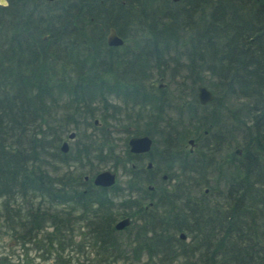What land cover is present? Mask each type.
Listing matches in <instances>:
<instances>
[{
    "label": "trees",
    "instance_id": "obj_1",
    "mask_svg": "<svg viewBox=\"0 0 264 264\" xmlns=\"http://www.w3.org/2000/svg\"><path fill=\"white\" fill-rule=\"evenodd\" d=\"M111 26L122 44L107 43ZM200 84L214 95L206 104ZM110 120L166 148L181 146L191 124L240 132L242 153L227 165L214 136L200 142L205 165L179 168L206 184L213 175V195L225 200L195 211L192 242L173 264H264V0L0 3V231L61 255L77 247L81 216L94 224L115 214L107 208L110 195H124L119 186L92 182L132 159L128 135L115 152ZM72 129L78 139L62 151Z\"/></svg>",
    "mask_w": 264,
    "mask_h": 264
},
{
    "label": "flooded vegetation",
    "instance_id": "obj_2",
    "mask_svg": "<svg viewBox=\"0 0 264 264\" xmlns=\"http://www.w3.org/2000/svg\"><path fill=\"white\" fill-rule=\"evenodd\" d=\"M222 132L221 162L227 165L229 156L237 157L242 153V149L235 146L230 153H223L222 147L226 149L228 143L231 144L233 140L227 129ZM144 134L149 135L152 140L148 150L135 152L131 151L128 145L132 159L127 162L128 166L125 165V172L128 176H133L129 181H126V178L122 185H118V168L105 167L116 172V180L111 185L98 186L112 189L118 185L119 192H126H123L124 195H110L112 201L108 203L107 209L115 213L113 216L104 214V217H96L95 222L97 218L99 221L94 224H90L92 218L89 213L87 216H81L82 237L77 242V248L84 251V254L69 255V251L73 249H68L62 250L61 255L49 251L50 255L42 258L52 260L53 264H116L120 260H126L129 264H173L179 258L181 244L189 247L193 239L190 227L195 228V211L202 205L211 207L218 202L223 205L225 195H213L207 187L198 195L194 194V189H199L198 186L203 182L187 177L189 182L182 184L179 168L205 165L210 152L200 150L201 140L197 137L189 136L181 146L176 139L172 147L166 148L162 146L160 139V146L156 145L157 137ZM68 145L70 147L69 142ZM116 162L118 167L124 166V161ZM87 178L88 175H85V179ZM91 211L104 212L103 209L97 208ZM123 219H126V222L116 226ZM65 251H68V255L63 254Z\"/></svg>",
    "mask_w": 264,
    "mask_h": 264
},
{
    "label": "rangeland",
    "instance_id": "obj_3",
    "mask_svg": "<svg viewBox=\"0 0 264 264\" xmlns=\"http://www.w3.org/2000/svg\"><path fill=\"white\" fill-rule=\"evenodd\" d=\"M168 82H169V80H168V77L167 76H164L161 79L158 78V79L155 80V84L156 85H167L165 83H168ZM170 87H172V84H170ZM229 101H231V102H229ZM230 103L231 104L235 103V100L234 99H229L228 100V103H226V105H230L231 106ZM171 112H172V114L174 113L173 110H170V113ZM221 112H222L224 118H227L228 117L227 116L226 109H224V110L222 109ZM186 120H187V122H189V119L187 118V116H186ZM97 123L99 125L102 124L100 122V120H97ZM110 123L112 124V128H113V129L111 128L113 130V132H112L113 143L112 144L115 146V149H116L115 152L116 153H119V152H121V149L124 147V145H123V138L126 135H128V132L129 131L124 130V128H117V129H115V125L114 124H116V122L114 120H110ZM191 126L192 127L189 130V132H190L189 133V136L194 137V138L197 137L201 141H206V139L208 137L209 138L211 137L210 140L211 141H214V139H213L214 136H216V137L219 138L220 136L223 135V132L222 131H217V130H212V132H210V133L203 134L204 131L201 132V130L199 131V130H196L195 128H193L194 124H191ZM133 128H134V126L132 125V126H129L128 129H132L133 130ZM72 130H74V129H72ZM90 130H91V127H88L87 131L89 132ZM132 130H130L131 133H130V135H128V137L131 136V135H133V133H132L133 131ZM239 133L237 132L236 136L233 135V137H232L233 142L231 144L228 143V145H227L228 147H226V149H223V147H222L223 153H225V152L226 153L227 152L230 153V151L234 150V147L235 146H239L243 150V146H242L243 145L242 144L243 140H242L241 134H239ZM66 138H67L70 146H72V145H74V143L78 139V135L76 134V136L74 138H68L67 137V134H66L65 137H64V139H66ZM156 145L157 146H160L159 139L156 141ZM197 149H198V147H197ZM200 150H203V149H200ZM105 167H109V165L107 164ZM101 169H103V168H101ZM125 169L126 168L124 166H122V165L121 166L119 165V167L117 169L118 177H119V182H118L119 184L118 185H122V181L126 178V175H124ZM179 173H181L180 174V181L182 182V184H185V183H188L189 182L188 181L189 179H187V177L197 178L196 180H200V178H201L200 177V174H195V175L188 174V173L183 174L181 171H179ZM212 176L209 178L210 179L209 184H206V183L200 184V186H198L199 189H194V191L196 192V193L194 192V194L198 195L199 193L203 192V190L206 187L208 189H211V191H212V189L214 188L212 184H215V181H214L215 179ZM121 192H126V190H122ZM80 224H81L80 222L75 223V230H74L73 239L76 242L80 241V238L82 237V233L80 232V230L82 228L80 227ZM85 248L88 249L89 247H85ZM68 249L71 250V246H67L64 250H68ZM69 252H70L69 255H73V256L83 255L84 254L83 253L84 251L83 252L80 251V249L77 248V247H74L73 248V251H69ZM67 253H68V251H67ZM67 253H66V251L63 252V254H65V255H68ZM48 254L49 253H47V252H43L42 249H39V250L37 248L35 249L34 245L31 244V243H27L24 246H22V245H20V243H17L15 241L11 240V238H10V236L8 234L3 233L2 231H0V255H2V256L5 257L4 259L6 260V262L4 264H53L52 263V260H50V259H47L46 260V259L42 258L43 256H47ZM26 261L28 263H25ZM0 263H1V261H0ZM116 264H129V262L126 261V260H120ZM133 264H135V263H133ZM136 264H138V263H136Z\"/></svg>",
    "mask_w": 264,
    "mask_h": 264
},
{
    "label": "water",
    "instance_id": "obj_4",
    "mask_svg": "<svg viewBox=\"0 0 264 264\" xmlns=\"http://www.w3.org/2000/svg\"><path fill=\"white\" fill-rule=\"evenodd\" d=\"M0 3L7 4L6 0H0ZM106 41L110 45H119L123 43V38L117 33L115 27H109L108 33L106 35ZM197 96L200 103L204 104L213 99L212 90L204 84H200L197 87ZM75 136V131L72 130L68 133L69 138H73ZM193 139L191 138L190 141ZM151 137L147 134L143 135H132L128 138V145L131 151H146L151 146ZM69 148L68 141L63 140L61 144V150L67 151ZM93 182L96 185H111L116 180V172L110 168H103L99 170L93 176ZM126 222V219H123L117 223L116 226H121Z\"/></svg>",
    "mask_w": 264,
    "mask_h": 264
}]
</instances>
